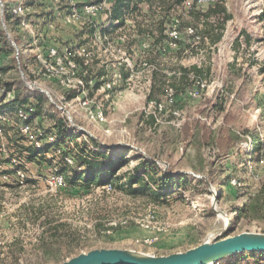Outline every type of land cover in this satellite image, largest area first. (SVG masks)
I'll return each instance as SVG.
<instances>
[{"label": "rangeland", "instance_id": "obj_1", "mask_svg": "<svg viewBox=\"0 0 264 264\" xmlns=\"http://www.w3.org/2000/svg\"><path fill=\"white\" fill-rule=\"evenodd\" d=\"M75 1L79 4L95 0ZM2 4L0 0V10ZM50 6L48 2L35 5L36 17L26 27L4 23L13 39H28L32 33L36 48H65L68 44L82 47L83 63L92 72L89 76L109 82L111 87L104 91L83 88L81 98L91 101L89 108H99L105 121L89 119L80 105L73 122L85 138L80 134L76 141L93 138L101 146L98 150L123 157L126 162L120 174L131 169L142 156L155 160L161 170L170 174L212 179L215 184H208L205 191L203 186L190 182L185 192L176 190L158 205L109 188L86 189L82 183L71 184L66 179L72 176L71 168L62 174L59 185L56 175L63 158L76 154L73 143L64 145L61 153L52 148L44 159L27 160L23 169L27 180L21 182L15 174H9L17 167L13 162L21 161L27 154L13 148L11 144L21 139L11 133L8 149L0 153V160L7 161L0 167V264H61L93 249L166 256L194 248L226 226L225 236L264 234V217L238 215L264 184V0H225L232 19L216 46H211L208 39L201 43L198 38H190L194 34L200 37L203 28L202 21L189 15L190 4L170 11L148 9L141 4L139 12L124 16L121 26L104 11L94 19L80 16L66 23L63 17L68 8L59 5L54 7L51 28L46 18L53 13ZM211 8L195 5L193 10L202 14ZM160 28L164 29L162 33ZM187 28L192 29L193 35L186 34ZM172 31L179 44L171 41ZM245 35L249 37L248 44ZM158 40L162 42L161 49L148 54L146 50ZM26 47L25 43L21 49ZM6 50L5 77L18 80L11 64L12 52ZM20 61L22 65L23 61L29 62V55L24 54ZM201 63L210 66V74L195 79L191 89L175 95L180 90H170V85L176 84L171 78L181 67ZM30 64L24 72L32 76L36 64ZM156 64L158 71L154 75ZM163 74L166 79L160 76ZM80 76L88 77L84 73ZM163 81L169 88L161 86ZM38 82L57 92L49 80ZM151 83L156 84L152 91ZM198 83L201 88H197ZM209 98L213 99L212 104L233 111L236 117L233 129L238 138L235 146L225 152L198 137L191 142L185 139L184 125L200 117L199 111L208 114L202 121L211 133L221 125L222 114L208 106ZM51 123L50 117L45 116L38 125L49 132ZM63 130L59 133L65 135ZM256 144L260 145L258 151ZM55 163L61 165L55 167Z\"/></svg>", "mask_w": 264, "mask_h": 264}, {"label": "built area", "instance_id": "obj_2", "mask_svg": "<svg viewBox=\"0 0 264 264\" xmlns=\"http://www.w3.org/2000/svg\"><path fill=\"white\" fill-rule=\"evenodd\" d=\"M225 0H186L184 4H195L199 6H214L216 4L224 5ZM50 4V10L53 13L48 14L46 18L48 19V26L51 28L54 21V7L63 5L68 8V12L63 17L66 23H71L76 21L80 16H85L87 18L94 19L98 16L101 11L106 12V15L111 19V9L113 5V0H95L92 3H79L75 0H3V4L0 10V19L3 21V34L5 40L0 36V153H2L7 147V140L11 136V133H17L20 135V141H15L11 144L13 148L25 149V157L21 161L13 162L16 167L15 172L9 174V176L15 174L16 180L21 182L26 179L24 167L26 168L29 150L33 152H38L34 160L31 162L38 161L39 158H46L48 152L53 148L57 153H61V148L66 144L71 142L65 141V135L77 136L76 140H79L78 135L81 131L74 125V117L77 114V109L80 105L85 110L87 117L91 120L102 123L105 121L104 116L99 108L96 107L95 110L89 108V101L86 97L81 98L83 93V88L86 87L84 79L80 76V67L77 62L78 58L85 57V50L82 47H76L74 45H68L65 48H59L54 46H46L36 48L35 41L36 37L31 33L28 39L21 37L16 39L11 37L8 29L4 23L7 21L12 25L18 27L27 26L30 20L35 19V14L33 13V7L35 5H47ZM189 2V3H188ZM117 22V21H115ZM186 34L193 35L191 28L185 30ZM23 36V35H22ZM169 37L172 42L178 40V36L175 31L169 33ZM29 47L22 50L21 47L24 44ZM20 44V47L18 46ZM7 46V47H6ZM9 49L12 52L11 64L17 70L18 80L21 81L22 87L26 89L30 94L25 96V99H18L16 96V84L15 81L7 79L5 77L6 70V54ZM27 51V52H26ZM82 52V53H81ZM24 54H28L30 57L29 62L21 63V59ZM15 61V64L13 63ZM36 64V73H32V76L25 74L24 70L28 64ZM86 66V63H83ZM27 75V76H26ZM39 79H47L55 84L57 92L48 90L47 88L41 87L38 82ZM96 79H90L88 81V86L91 91H99L109 89L111 86L109 82L105 83L101 80L102 84L97 89L94 90ZM87 88V89H89ZM40 93L43 96V103L37 98L36 94ZM70 96V97H69ZM25 100V101H22ZM39 109H41L39 111ZM39 111V112H38ZM48 113L53 114L55 120L52 121L49 132L45 131L39 127L38 122L40 118H45L49 116ZM60 118L63 120L64 134L59 133V129L55 126L56 120ZM82 132V131H81ZM83 137L84 134H81ZM85 138V137H84ZM6 141V142H5ZM72 144V143H71ZM18 150V151H19ZM16 155V154H15ZM16 157V156H15ZM53 158V157H52ZM26 159V160H25ZM65 159V160H64ZM51 160V159H50ZM64 161L70 164L69 167L74 166V157L69 156V158L64 157ZM7 162V161H6ZM52 162V161H49ZM60 163H55V167H58ZM57 172V169L55 168ZM61 172H57L56 180L59 185L63 182ZM5 178H8L5 176ZM108 187H105V189Z\"/></svg>", "mask_w": 264, "mask_h": 264}, {"label": "trees", "instance_id": "obj_3", "mask_svg": "<svg viewBox=\"0 0 264 264\" xmlns=\"http://www.w3.org/2000/svg\"><path fill=\"white\" fill-rule=\"evenodd\" d=\"M185 1L186 0H113L110 16L112 21H117V25L121 26L123 25L124 16L133 15L135 12H139V5L141 4L146 5L148 9L164 8L166 11H170L181 7ZM194 7L195 4H192L189 7V15L194 16L197 21H202L203 28L200 37L197 34H194V36L190 38L193 40L198 38L201 43H204V40L208 39L211 46H216L221 41L225 26L227 22L232 19V15L228 13L227 9L222 4H216L212 6L208 12L202 14L200 12H195L193 10ZM160 25H163L162 21L159 22V26ZM163 30L164 29L160 28V33H162ZM0 36L5 40L3 32H0ZM245 39L248 44V35H245ZM161 40L154 42L151 45V48L147 49L146 52L151 54L160 50L162 44ZM15 41L17 43L18 40L16 39ZM177 42H179V40L175 41V43ZM156 56H158V54ZM158 57H156V59H158ZM145 60L147 61V59ZM77 62L80 67L81 75L84 73L88 76L87 78H84V81L86 83V88H89L87 83L90 79H93V77L89 76V74H92L91 69L90 67L83 65V58H78ZM13 63L15 64V61ZM157 67L158 65L156 64L153 68L154 75L156 71H158ZM179 70L180 72L176 73V75L171 78L176 84L174 86L171 84L170 90L171 88L180 90L175 91V95L191 89L195 85V79L201 80L202 78H206L211 72L210 66H206L202 63L187 68L181 67ZM160 76L166 79L164 74ZM15 84L17 98L25 99V96L30 94V92L22 87L21 81L17 80L15 81ZM101 84L102 82L100 80H96L93 89L97 90ZM155 85V83L150 84V91L153 90ZM161 86L169 88V85H166V82L164 81L161 83ZM197 88H201V83H198ZM167 92L168 89H166L165 93ZM34 94H36L41 103L44 102L43 96L40 93L36 92ZM206 102L211 109H215L219 114H222L221 125L217 127L215 132L211 133L206 123L202 121V119L208 117V114L204 113V110L199 111L200 117H195L190 123L184 125V131L186 133L185 139L188 142H191L198 137L205 144L213 143L221 152L228 151L235 146L238 138L237 133L233 129V123L236 118L235 114L231 110L220 106L218 107L217 104H212V98L207 99ZM40 110L41 109H39V111ZM48 115L51 119L55 120L53 114L48 113ZM55 126L59 131L61 128L63 130V120L58 118L55 122ZM64 139L65 141L67 140L73 143L76 150V154L73 155L75 164L73 167H69L65 163H61L63 165L60 167V172L64 175V173L71 168L72 176L66 179L70 180L71 184L77 182L82 183L86 189L90 188V186L95 188L108 187L112 191L119 192L127 197L133 199L144 198L148 203L158 205L166 202L168 197L173 195L176 190H183L185 192L187 190L186 185L190 182H195L196 184L203 186L205 191L207 190L206 188L208 184H215L212 179H197L186 174H170L161 170L155 160L142 156L138 157L137 163L131 169L120 174V168L124 166V163L126 162L124 158L117 157L116 155H106L105 152L98 150L101 146L95 139L88 138V140H82L80 143L76 141L77 136L65 135ZM256 145V150L258 151L260 145ZM23 150L25 149L22 148L17 152ZM69 151L71 152V150ZM28 153V159L32 161L38 152L29 150ZM4 162L6 161L0 160V167ZM30 182L33 183L32 181ZM238 212L239 217L251 219L264 217V184L260 187L258 192L249 199L248 204L244 205ZM262 261H264V254L242 253L223 259L216 264H261Z\"/></svg>", "mask_w": 264, "mask_h": 264}, {"label": "water", "instance_id": "obj_4", "mask_svg": "<svg viewBox=\"0 0 264 264\" xmlns=\"http://www.w3.org/2000/svg\"><path fill=\"white\" fill-rule=\"evenodd\" d=\"M227 226L194 248L166 256L123 249H93L61 264H216L242 253L264 254V234L245 232L225 236Z\"/></svg>", "mask_w": 264, "mask_h": 264}, {"label": "bare ground", "instance_id": "obj_5", "mask_svg": "<svg viewBox=\"0 0 264 264\" xmlns=\"http://www.w3.org/2000/svg\"><path fill=\"white\" fill-rule=\"evenodd\" d=\"M224 229V228H223Z\"/></svg>", "mask_w": 264, "mask_h": 264}]
</instances>
